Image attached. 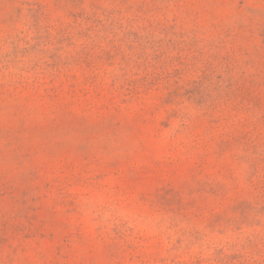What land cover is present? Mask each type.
Listing matches in <instances>:
<instances>
[{"label":"rangeland","instance_id":"374dc122","mask_svg":"<svg viewBox=\"0 0 264 264\" xmlns=\"http://www.w3.org/2000/svg\"><path fill=\"white\" fill-rule=\"evenodd\" d=\"M0 264H264V0H0Z\"/></svg>","mask_w":264,"mask_h":264}]
</instances>
